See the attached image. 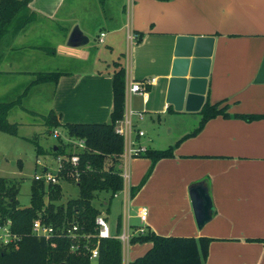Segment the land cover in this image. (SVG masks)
I'll return each instance as SVG.
<instances>
[{"label": "crops", "instance_id": "obj_1", "mask_svg": "<svg viewBox=\"0 0 264 264\" xmlns=\"http://www.w3.org/2000/svg\"><path fill=\"white\" fill-rule=\"evenodd\" d=\"M83 1L92 2H30L36 20L14 38H4L0 46V102L11 101L9 93L25 88L35 73L52 71L50 56L45 53L49 45L36 43L30 29L52 24L55 29L60 27L61 47L69 41L72 29H79L86 39L73 46L75 49L61 50L62 59L53 66L62 75L55 84L49 111H54L62 124L110 122L113 71L100 68L97 62L113 65L116 60L108 59L123 51L124 114L133 111L135 125L145 131L139 141L149 147L166 148L192 133L207 101L228 105L230 117L218 115L208 120L196 135L175 147L173 156L155 162L140 155L122 160L124 188L116 196L122 194V202L131 204V215L139 219V208L148 207L147 222L130 223L121 217L118 231L119 219L106 217L114 234L126 229L138 233L137 227L143 225L163 235L209 236L212 240L204 264H264V241L258 239L264 238V0H125L119 17L105 12L108 0H96L106 24L98 36L100 43L109 46L106 59L104 51L93 54L79 49L90 42L88 33L78 22L70 28L66 24L76 17L77 4ZM200 37L209 59L205 100L200 110L178 109L175 52L179 46L196 45ZM76 54L86 55L83 60L87 64L72 66ZM151 78L155 81L147 85L146 97L128 93L132 81ZM47 86L43 83L34 88L43 91ZM137 112H143V117ZM244 114L261 117L252 121L236 117ZM164 126L170 127L166 135ZM151 166L147 180L132 194V187ZM201 181L208 185L214 206L212 217L203 225L197 221L190 194L191 186ZM152 245V241L123 242V264Z\"/></svg>", "mask_w": 264, "mask_h": 264}, {"label": "trees", "instance_id": "obj_2", "mask_svg": "<svg viewBox=\"0 0 264 264\" xmlns=\"http://www.w3.org/2000/svg\"><path fill=\"white\" fill-rule=\"evenodd\" d=\"M31 1L0 0V46L7 34L16 35L35 21L36 14L29 6ZM113 66L114 107L110 122L62 124L54 111L44 116L46 125L52 128L64 126L68 135L83 138L87 143V148L79 152V179H66L77 183L78 196L69 198L66 202H58L63 196L62 182L52 183L34 178L30 204L23 206L18 198L20 180L0 175V228L10 220L11 230L17 233V238L10 242L0 241V264H57L62 261L68 264H92L93 259L86 247L73 250V240L65 234H55L51 237L38 235L33 231V223L40 217L44 223L53 225L57 232L74 223L79 225L80 232H97L96 217L102 213V209L93 202L94 198L101 191H106L113 197L124 188L121 159L124 139L116 133L115 124L124 116L126 69L120 61H114ZM35 75L34 84H56L62 73L38 72ZM19 102L20 100L0 102V131L18 133V124L11 123L8 114ZM221 105L222 102L211 104L207 101L201 109L202 119L192 133L166 148L149 147L140 156L150 157L153 162L173 156L175 147L185 138L196 135L208 120L218 115L231 116L227 111L228 105ZM236 117L252 121L261 116L244 114ZM57 143V147L54 145L53 148L54 155L64 151ZM152 169L153 166L148 169L141 182L132 187V194L147 180ZM120 226L121 217L118 220V231ZM258 239L264 241V238ZM97 240V237H92L90 245L94 246ZM211 240L209 236L163 235L150 229L134 233L131 242L152 241L153 245L129 264H204ZM96 259L98 264H123L122 240L115 234L101 237L99 256Z\"/></svg>", "mask_w": 264, "mask_h": 264}, {"label": "rangeland", "instance_id": "obj_3", "mask_svg": "<svg viewBox=\"0 0 264 264\" xmlns=\"http://www.w3.org/2000/svg\"><path fill=\"white\" fill-rule=\"evenodd\" d=\"M124 1L125 0H108L107 5L104 7L105 12L114 16L118 15L119 17V10ZM77 6V15H74L76 17L71 18L70 21L72 22H67L66 24H68L67 26L70 28L71 26L73 27L75 22H78L81 28L88 33L90 42L83 47H79V49H88L93 54L95 52L98 53L100 51H104V58H108L109 46L106 43H100L98 39L100 32L105 30L104 28L106 26L105 22L102 21L104 17L100 14L101 8H98L99 5L96 0H92L90 4H85L83 1L82 3H78ZM80 8H82L83 11L80 12ZM118 17L116 20H119ZM60 24L64 23L61 22ZM55 28L56 26H52V24L51 27L41 25L30 27L31 33L34 36V39H36V43L44 41L49 45V48H46L47 51H45V53L50 56L48 66H50L49 68H52V71L49 72H53V70L57 71L54 69L56 67L53 66L58 63L59 59H62L61 50L68 48L75 49L73 46H68V40H66V44L61 47V37H59V34H61L60 27H58L59 30ZM73 30L74 29H72L71 32H73ZM14 37L15 36L12 34H7L5 39ZM34 39L32 37L31 42L34 43ZM67 39H69V37ZM55 55H57V57H54ZM125 57V51H123L122 53L120 52L117 55L110 57L108 62H112V60L124 62ZM83 59H86V55L76 54L75 64L72 66L77 67L78 64H87V62ZM90 59L91 63L94 58L91 57ZM97 63L100 68L102 67V69L108 67L109 70L114 71L113 65L107 66V63L105 62ZM33 76L34 78L31 81L32 83L30 82L29 84V81H26V87H22L24 89L21 88L20 90H15L9 93L8 96L11 101L3 100V102H12L19 100L18 98L22 99V102L20 101L18 104H15L10 109L8 114V120L11 123L18 124V133L9 134L0 131V175L18 178L20 180L21 185L18 198L23 206L30 204L32 181L37 173L42 172L44 167L42 163H48L50 166L52 165L51 169H54L57 166V162L53 154V148L57 142H60L52 136V131L57 127L52 128L46 125L44 120V116L50 112V100L55 96V83H45L48 85V88L40 91L38 88H34L38 84L33 83L36 75ZM27 80H29V78H27ZM6 84L8 83L6 82ZM31 88H33L32 92H29ZM58 128L63 136L67 135V130L64 126ZM169 130V126H164L163 134L166 135L169 133ZM162 138L164 139L166 137ZM63 140H65L64 137ZM39 148L41 149L39 150ZM38 159L41 162H38ZM62 185L63 196L58 202H66L69 198L78 196L79 187L76 182L64 180L62 181ZM122 197V194L110 197L108 192L101 191L99 195L94 198L93 202L102 209V213L105 216H110L112 221L122 217V220H129L130 223H139L140 219L131 215L134 213V210L130 208L131 204L127 205L126 203H123ZM105 199L109 201L105 202ZM128 213L130 214L129 219ZM140 228L144 229L140 230ZM137 229V232L147 231V228L143 225L137 227ZM92 264H98L96 258L92 260Z\"/></svg>", "mask_w": 264, "mask_h": 264}, {"label": "built area", "instance_id": "obj_4", "mask_svg": "<svg viewBox=\"0 0 264 264\" xmlns=\"http://www.w3.org/2000/svg\"><path fill=\"white\" fill-rule=\"evenodd\" d=\"M105 33H102L101 36H104ZM102 40V39H101ZM155 79H146L145 81H132L127 88L128 93L132 94H141L147 96V85L154 83ZM133 111L125 113L124 116L119 119L115 124V131L121 135L124 139V150L121 153V159L124 160L127 157L139 156L142 152L146 151L149 146L143 142H140L139 139L145 136V131L137 128L133 119ZM139 118L143 117V112H137ZM52 136L55 139H58L60 142L57 144L61 145L63 152H59L57 155H54L56 159L57 166L54 169H51L50 164L42 163L43 169L41 173L35 175V179L44 180L45 182L58 183L62 182L68 178H73L74 181L78 180L80 177V168H78L80 162L79 152L87 148V143L85 139L74 137L70 135H64L61 133L59 128H56L52 131ZM63 137L65 140H63ZM38 162H41L38 159ZM123 166V165H122ZM123 175L124 169H123ZM119 191L115 193V196L118 195ZM149 210L146 206H141L138 210V215L143 223L148 220ZM8 224L0 228V241L10 242L17 238V233L13 232ZM79 225L77 223L72 224L71 226L64 227L60 232H57L55 227L51 224L44 223L40 217L36 218L33 223V231L38 235H45L51 237L55 234H65L72 238L73 242L71 248L73 250H78L82 246L86 247L90 252V257L92 259L99 256V239L101 237L113 236L114 233L111 230V226L107 217L100 213L96 217V229L97 232H80ZM144 228H140L143 230ZM119 237L122 242L126 243L131 240L133 232L130 229H126L118 234H115ZM92 237H97L98 240L94 246L90 245V240Z\"/></svg>", "mask_w": 264, "mask_h": 264}, {"label": "water", "instance_id": "obj_5", "mask_svg": "<svg viewBox=\"0 0 264 264\" xmlns=\"http://www.w3.org/2000/svg\"><path fill=\"white\" fill-rule=\"evenodd\" d=\"M83 34L75 29L68 41L71 46L81 45L84 42ZM204 38L197 39L196 45L179 46L173 61L174 82L179 89L180 96L176 106L187 111L200 110L207 90V67L209 59L203 49ZM57 146L55 145V148ZM190 194L194 211L199 225L206 223L213 215L214 206L208 185L204 182L193 184ZM57 264H68L66 261Z\"/></svg>", "mask_w": 264, "mask_h": 264}]
</instances>
